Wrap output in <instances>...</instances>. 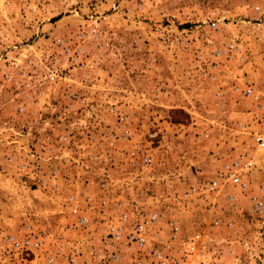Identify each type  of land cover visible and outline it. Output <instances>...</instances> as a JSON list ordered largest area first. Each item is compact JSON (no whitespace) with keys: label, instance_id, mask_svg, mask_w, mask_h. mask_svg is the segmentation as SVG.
<instances>
[{"label":"rangeland","instance_id":"rangeland-1","mask_svg":"<svg viewBox=\"0 0 264 264\" xmlns=\"http://www.w3.org/2000/svg\"><path fill=\"white\" fill-rule=\"evenodd\" d=\"M252 1L0 0V264H114L110 228L157 204L194 207L185 239L220 215L249 224V245L233 248L241 261L212 250L223 240L205 228L193 260L172 264H264V231L246 214L208 213L203 191L219 177L207 157L225 145V85L264 80ZM243 135L239 152L255 162L243 177L264 197V148ZM175 173L181 192L193 183L199 193L171 198ZM227 234L242 239L239 228ZM134 250L116 245V264H136ZM207 251L217 257L205 263Z\"/></svg>","mask_w":264,"mask_h":264},{"label":"crops","instance_id":"crops-1","mask_svg":"<svg viewBox=\"0 0 264 264\" xmlns=\"http://www.w3.org/2000/svg\"><path fill=\"white\" fill-rule=\"evenodd\" d=\"M251 4H253L254 7L256 8L254 13H257V15H260L259 18H261V20L264 21V0H254V1H252ZM243 81L244 80H242L240 78H236L235 81L230 82L227 85H225V145H220V144L213 145V148L211 149L213 151V154L208 155V157L206 156L207 159H211V160L213 159V162H215L218 169H220V170L223 168L224 164H229L234 160H239V161H241V163H244L245 160L250 159L248 155H245L244 153L241 154L239 152L242 149L241 138L244 137L243 134H245V133L242 132V128L240 127L238 122L246 124V121L250 122V119H251L253 113H255L257 115H259L260 113H259V110H257V108H256L257 102H255V101L252 102V100L249 97H245L241 93L233 90V86L235 84L236 85L238 84L239 86H243ZM260 85L261 84L259 82L254 83L255 87H259ZM241 103L247 104V108L245 106L241 105ZM160 146L164 147V148L161 147L163 150V153L169 152L170 151L169 149H174L172 147L171 143L170 144L160 143ZM245 156H246V158H245ZM173 179L176 183V189H175L176 191H173L172 195L170 196L171 198H183V196L187 197L188 195H190L192 193H194V194L199 193L197 191L198 186L196 184L194 185L193 183L189 184V186H187V188L181 192L180 190H181L182 185H180V184H184L183 179H185V178L184 177L180 178L179 173L178 174L175 173L173 176ZM217 180L219 183V189L218 190H208L207 187H205V189L203 190L204 192L210 194L211 205L209 206L208 213H214L213 216H215V215H217V211L220 212V209H223L222 212H225V210H227L226 213L231 214V216H235L236 214H238V215L246 214V216L248 218L252 217V219L254 220V224H252V225H254L256 227L255 230L257 232L262 233V231H264V226L261 223V218L257 216L258 214H256L255 212H253L251 210V206L253 203V199H252L253 196H257L261 200L264 199V197L262 195V188H261V191H260V188L258 190H254V188H253V191H252L250 189L249 183L245 187H240L237 184H233V183H230L227 181H225V183L222 182V185H221L220 181H223V179L217 178ZM247 180L248 179L245 177L242 178V181H244V182H246ZM174 188H175V186H174ZM124 192H125V190H122L120 195L116 194V197L117 198L119 197L121 199L124 198ZM235 192H236V194L239 195L237 200H235L237 198V197L235 198V195H234ZM113 197H115V195ZM243 199H245V200H243ZM219 202L222 203V206H223L222 208L219 207L221 205V204H219ZM170 203H172V202H170ZM233 203H235V205H233ZM118 204H122V203H115V205H114L115 209L119 208ZM242 204H244L246 207H243ZM171 207L172 206H163L161 204H157V206H152L148 209L150 211H153L154 209H158L157 211L165 213V217L168 220H172L173 223L177 226L178 237L176 238V241L174 242V244H175V246H178L180 251H177L178 248L175 251L176 257H177V258H175L176 261L193 260L192 255L189 254L190 252H187L188 247H190L192 245L196 248L197 247L199 248L200 245H198V244H199L200 240L202 239V231L205 228L208 229L206 231L208 237H212L215 240L216 239L223 240V242L220 240H218L216 242V243H218L217 245H219L218 247H213V245H215V244L211 245L210 247H212V250L216 248L214 251H217L218 253H220V251H221L222 252L221 255L225 254V256H228L231 252L232 253L234 252L231 255V257L233 259H237V262L241 261L240 258H236L237 256L235 257V249H233V248L238 249V252H239V249L242 250L243 248H246L249 245L248 244L249 241H245L246 236H242L244 231H246L245 229L249 228V224H245V226H247V228L245 227V229H243L244 224H242V226H238L237 225L238 222H236V220H234L233 217L232 218H230V217L224 218L220 215V216H216V217L212 218L207 226L206 225L203 226L201 224H197V225L193 226L195 230L191 234L186 236V237H188V239H185V236H184L185 235V229L188 228L187 225H185L186 224L185 220L189 221V219L192 218V216H193L192 209L194 207L193 208H190L189 206H186V208H183V207L180 208L179 206H173L172 208ZM238 220H241V219H238ZM104 224H105V221L101 223L98 220L96 223H94L95 230H97V232H98V230L100 228H104ZM237 226L239 228L240 238H242L241 239L242 241L240 239L239 240L232 239L231 235L227 234V233H229V231H233L235 229H238V228H236ZM217 229H218V231L225 229V234L220 233L222 236L221 238H217L218 237L216 235ZM240 230H242V231H240ZM167 231H168V228L166 227L164 229V233L166 234ZM196 234H198L199 236L196 239H194ZM108 239L104 238V240H108ZM93 243L96 246L98 244L96 242H93ZM181 246H184V247H181ZM207 252H204L201 255L202 256L201 259L203 261H205V263L207 262L208 259L211 258V256H210L211 253L209 251H207ZM211 255L215 256V254H211ZM219 255L220 254H218V256ZM215 257H217V256H215ZM239 257H241V256L239 255ZM214 259H216V258H214Z\"/></svg>","mask_w":264,"mask_h":264},{"label":"built area","instance_id":"built-area-1","mask_svg":"<svg viewBox=\"0 0 264 264\" xmlns=\"http://www.w3.org/2000/svg\"><path fill=\"white\" fill-rule=\"evenodd\" d=\"M232 48H234L233 44H229L225 49L231 50ZM260 84L259 87H255L254 82L247 79L243 81V86L235 84L233 90L245 97H249L252 102H257L256 108L260 114L253 113L250 122L246 121V124L238 122V124L242 128V132L249 136L251 144L264 148V80ZM139 153V150L133 152V154ZM141 155L143 164L151 162L152 158L149 155ZM254 165L255 162L251 158L245 160L244 163L234 160L229 164L223 165V168L218 172L219 177L217 178L245 187L249 181H242L244 171L254 167ZM205 187L208 190H218V180L216 178L211 179ZM252 199L251 210L258 214L257 216L261 218V223L264 226V201L257 196H253ZM137 217V220L132 224L121 222L119 225L110 228L108 234L110 240L106 242L109 251L112 250L110 252V262L116 264L120 258L119 254L114 251L116 250V245H118L125 246L126 249H135L133 253L141 256L140 258L135 257L136 264H147V256H150V261L156 264H172L176 260L173 256L172 248L175 246L174 242L178 237L177 226L172 220H168L165 217V213L160 211L142 212ZM84 221H86L84 218H80L78 225L84 226L86 224ZM166 227L168 231L165 234L164 229ZM198 236L196 234L194 239ZM40 242V238H35L31 246L36 248ZM177 251H180V249L178 248ZM78 252L79 248H75L72 256H68L70 262L75 263L77 261ZM142 255L145 257H142ZM48 261L52 262V259L49 258Z\"/></svg>","mask_w":264,"mask_h":264}]
</instances>
